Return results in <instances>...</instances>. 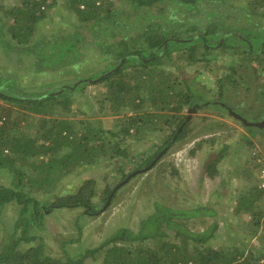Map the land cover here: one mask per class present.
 <instances>
[{"label":"rangeland","instance_id":"obj_1","mask_svg":"<svg viewBox=\"0 0 264 264\" xmlns=\"http://www.w3.org/2000/svg\"><path fill=\"white\" fill-rule=\"evenodd\" d=\"M25 1L28 0H0V20L5 29H9L14 24L13 18L6 14V10L19 7ZM39 1L41 4L54 3V6L45 5L46 17L37 23L29 44H25L27 47L53 40L56 36L66 37L74 31L73 24L78 23L76 15L68 9L69 0ZM114 1L119 3V0ZM249 2L251 0H229L228 3L230 5L237 3L238 7H243L250 5ZM200 3L199 7L204 6L199 11L196 9L184 14L194 17L192 23H200L207 17L213 19L214 31H225V33L219 37V34H211L213 23L201 25L200 29L206 33V38L204 34L202 35L203 41L210 44L222 41V45L210 50L206 58L195 61H189L185 52L174 51L170 57H163L159 68L164 70V75L170 77L175 89L191 90L196 102L203 99L201 95L203 89L208 99L218 98L222 103L225 101L230 105H238L245 111L249 106L256 107V111L264 110V92L260 91L264 82L262 66L259 61H249L251 56L242 48L246 45L244 39L251 40L255 49L260 47L259 44L264 47V33L255 25L250 26L247 31V27L243 25L249 24L244 16L245 12L239 11L237 7L232 6L236 8L232 9L213 2L209 4V1ZM257 10L263 12L264 4ZM167 12L168 9L164 5H157L133 13L130 21L125 22L123 29L116 28L115 31L121 32L118 38L124 35L133 37L150 23H161V16ZM85 30L83 35L86 39L80 44L81 54L76 59H72L68 54L63 58L56 54L52 59V62H56L50 67H42L44 71L38 69V59L34 53L24 51L20 45L13 49L7 48L0 39L1 71L16 76L28 91L62 92L65 86H73L76 82L84 80L78 84V90L68 87H65L67 90L64 89L72 100L71 113L66 112L61 106L54 115L28 114L27 119L20 120L23 121L20 126L12 129L13 133L19 136L40 137L43 119H70L74 123L77 135L78 132L81 134L84 131L83 127L88 122L92 125L101 124L107 132L117 129L120 117L101 107L106 88L100 74L113 67L118 61L100 44L105 35L101 38L99 36L100 41L96 42L97 36L92 33L93 31ZM193 33L196 35V31L191 32ZM223 36L230 39L225 42ZM8 39L16 43L10 35ZM229 42L235 47L224 46ZM233 59L235 62L232 61ZM133 68L129 65L126 72L133 71ZM234 79L235 83L232 82ZM219 80L223 81L221 87L224 97L218 95ZM147 106H150V100L147 101ZM24 111L15 103L0 99V113H6L7 117V119L4 117L0 124L6 122L8 127L12 128L14 121L21 117ZM125 113L131 115L136 114V111L126 108L121 115ZM140 113H151L153 118L148 120L147 130L141 141L132 138L121 140L122 147L130 151L129 156L110 158L111 153H107L106 156L99 157L95 163L83 164L74 168L69 174L62 175L55 185L32 183L30 191L33 196L53 208L43 209L45 213L43 222L35 223L30 230V234L35 238L29 242H22L21 248L36 246L43 241L45 252L51 256L78 257L87 249L101 245L120 227L138 230L141 220L155 212L158 202L177 208L211 206L216 209V217L220 221L221 238H218V241L226 239L227 235H236L247 245L257 242L248 228L251 223V213L245 211L237 213L236 209L241 197L257 186V172L260 165L253 154L264 155L263 128L255 126L250 131L246 130L241 122L234 119L221 105L202 107L196 112H192L188 106L180 112L146 107ZM178 114L184 118L191 115L187 121L186 136L168 143L166 137L168 135L172 137V130L178 129L174 120ZM261 114L264 115V111ZM41 142L38 141L39 144ZM164 149L166 150L151 169L139 171L120 185L114 192L111 202L107 204L109 196L122 181L134 171L148 167L153 162L152 158H156ZM69 150V148L65 149V151ZM4 154L10 157L6 162L11 163L13 159L15 164L26 170L29 176H36L34 164L41 163L43 159L35 156L25 159L21 154L12 152L8 148ZM220 156L222 157L217 163L218 173L215 177H210L206 169ZM48 169L50 172L53 171L54 167L51 163ZM87 179L96 181V195L90 206L92 209H88L87 206L54 207L57 195L75 192ZM16 182L9 167L0 166V183L15 186ZM43 206L42 204V208ZM20 207L21 205L12 202L0 209L1 242L6 234L13 231L20 217ZM263 209L264 205L258 202L256 210ZM90 210L93 213H88ZM213 219L214 217L210 215L194 217L190 220V224L193 228L202 229L204 221L205 224H210ZM17 234H22V228H19ZM167 239L174 242L179 240L174 232ZM148 242L150 245L156 243L154 239ZM102 260L101 258L94 261L89 258L87 264H103Z\"/></svg>","mask_w":264,"mask_h":264},{"label":"trees","instance_id":"obj_2","mask_svg":"<svg viewBox=\"0 0 264 264\" xmlns=\"http://www.w3.org/2000/svg\"><path fill=\"white\" fill-rule=\"evenodd\" d=\"M203 1L226 5L232 9H236L232 6L237 7L239 11L245 12L244 16L249 24L243 25L247 27V31L250 26L255 25L264 33V11L257 10L264 4V0H251L250 5L243 7H238L237 3L230 5L229 0H119V3H115L114 0H69L68 9L73 11L78 19V23L73 24L74 31L66 37L56 36L53 40L27 47L25 44H29L37 23L46 17L45 5L53 7L54 3L41 4L39 0H28L19 7L6 10V14L13 18L14 24L5 29L0 20L1 41L7 48L13 49L20 45L24 51L34 53L40 71H44L42 67H50L56 62H52L56 54L60 58L68 54L72 59H76L81 54L80 44L86 39L83 35L85 29L93 31L92 33L97 36L96 42L100 41L99 36L101 38L105 35L100 44L118 62L100 74L106 88L101 107L120 118L116 130L111 129L107 132L101 124L92 125L88 122L83 127L84 131L81 134L78 132V135L70 119H43L40 137L19 136L13 133L12 129L20 126L23 122L20 120L27 119L28 114L54 115L61 106L66 112L71 113L72 100L66 95L67 89L56 93L28 91L16 76L0 69V99L15 103L25 110L23 115L14 121L12 128L8 127L6 122L0 124V166H8L17 181L15 186L0 183V209L12 202L21 205L20 217L13 231L6 234L2 242L0 241V264H87L89 258L94 261L102 258L103 264H264V209L256 210L258 202L262 205V192L258 186L241 197L236 209L237 213L242 211L251 213L248 228L257 242H251L249 245L241 242L236 235H227L226 239L218 241V238H221L220 221L216 217V209L211 206L177 208L158 202L155 212L141 220L138 230L120 227L101 245L87 249L78 257L51 256L45 252L43 241L26 249L20 247L22 242H29L35 238L30 234V230L35 223L43 222L45 216L43 209L53 208L33 196L30 191L32 183L55 185L62 175L69 174L83 164L95 163L99 157L106 156L107 153H111L110 158L129 156L130 151L122 147L121 140L132 138L141 141L146 133L148 120L153 118L151 113H140L141 110L151 107L154 110L172 109L180 112L185 106L189 107L195 102L191 90L174 88L170 77L164 75L165 72L159 68V64L163 57H170L174 51L185 52L189 61L206 58L210 54L206 43H210L203 41L202 35L204 34L206 38V33L200 29L201 25L213 23L211 34H219V37L224 35L225 31H214L213 19L207 17L200 23L196 21L192 23L194 17L184 14L196 9L199 11L204 6L199 7ZM157 5H164L168 9V12L161 16V23H150L133 37L124 35L118 38L121 32L115 31L116 28L123 29L125 22L130 21L133 13ZM191 30L196 31V35L195 32L191 34ZM9 35L16 43L8 39ZM223 37L225 42L230 39ZM110 39L113 41L110 42ZM244 40L246 45L242 48L251 56L249 61H259L264 72L263 45L259 44L260 47L255 49L251 40ZM194 42L200 45L196 46ZM224 46L235 47L231 42ZM129 65L134 67L133 71L126 72ZM221 85L223 83L219 80L220 90ZM261 86L260 91L264 92V82ZM149 100L150 106H147ZM126 108L135 110L136 114L121 115ZM4 117L6 113H0V121ZM184 119L181 115L180 123ZM261 119L263 116L256 120ZM174 120L177 124V117ZM241 124L248 131L255 127L244 125L243 122ZM176 132L177 130H172L173 134ZM186 132L187 127L184 125L178 139L185 137ZM170 138L168 135L166 142ZM39 140L42 141L40 144ZM7 148L21 154L25 159L30 156L43 158L41 163L34 164L36 176H29L13 159L11 163L6 162L10 159L4 154ZM66 148L70 150L65 151ZM221 157L208 165L206 172L210 177H215L218 173L217 163ZM50 163L54 167L51 172L48 169ZM95 185L94 179H87L75 192L57 195L54 207L92 206V199L96 195ZM207 215L214 217L212 223L205 224L204 221L202 229L191 226L192 218ZM19 228H22L21 235L17 234ZM172 232L179 238L177 242L167 239ZM153 239L156 243L148 244V240Z\"/></svg>","mask_w":264,"mask_h":264},{"label":"flooded vegetation","instance_id":"obj_3","mask_svg":"<svg viewBox=\"0 0 264 264\" xmlns=\"http://www.w3.org/2000/svg\"><path fill=\"white\" fill-rule=\"evenodd\" d=\"M194 43L196 46L200 45L199 43H196V42H194ZM221 45H222V41H219L216 44L206 43V46H209L210 50H213L214 48L219 47ZM232 61H234V60H232ZM235 71H236V69H235ZM232 82L235 83V79ZM201 90H202L201 95H202L203 99H201L200 102H196V100H195V102L188 107L192 112H196L202 107H208V106H212V105H221V106H224L229 111V114L232 117H234V119L236 118V120H238V121L242 122V120L239 119V117H237L235 113L241 114L243 117H245L246 119H248L251 122H256L257 121L256 119L260 118L261 116H263V119H261V120H264V115L261 114V110L256 111V107L254 108L253 106H249L248 109L245 111L244 109L240 108L238 105H232V104L230 105V103H225V101H224V103H222L218 98L217 99H208L206 97L207 93H205V91L203 89H201ZM218 95H222L224 97L223 89L220 90V87L218 88ZM233 107H235V108H233ZM189 116H191V115H187L185 117V119L183 120V122L180 123L181 122V114L176 115L177 122H178L177 123L178 129H177V132L172 135V137L170 138L168 143L176 141V139L178 138V134L182 131L184 125H186V126L188 125L187 121L190 118ZM88 209H92V207H89ZM88 213H93V212H92V210H90V211H88Z\"/></svg>","mask_w":264,"mask_h":264},{"label":"water","instance_id":"obj_4","mask_svg":"<svg viewBox=\"0 0 264 264\" xmlns=\"http://www.w3.org/2000/svg\"><path fill=\"white\" fill-rule=\"evenodd\" d=\"M83 81V80H82ZM82 81H79V82H76L73 86H65V87H68V88H76L78 86V84ZM65 87L62 89V91L65 89ZM235 113V112H234ZM237 117H239V119L242 120V122L244 123V125H247V126H256V127H259V128H264V120H261V121H256V122H251L249 121L248 119H246L245 117H243L241 114H237L235 113ZM166 149H164L157 157L156 159L153 160V162L146 168H144L143 170L142 169H139L137 171H134L133 173H131L124 181H122L115 189L114 191L111 193V195L109 196V199H108V203L111 202V199H112V196L114 195V192L116 191V189L124 184L126 181H128L133 175L137 174L139 171H147L149 169H151V167H153L155 165V163L157 162V160L159 159V157L162 155V153L165 151ZM107 206V205H106ZM105 206V207H106Z\"/></svg>","mask_w":264,"mask_h":264},{"label":"built area","instance_id":"obj_5","mask_svg":"<svg viewBox=\"0 0 264 264\" xmlns=\"http://www.w3.org/2000/svg\"><path fill=\"white\" fill-rule=\"evenodd\" d=\"M45 8V6H42ZM256 162L260 165L258 172H257V186L262 192L261 203L264 205V155H260L258 153L253 154Z\"/></svg>","mask_w":264,"mask_h":264}]
</instances>
